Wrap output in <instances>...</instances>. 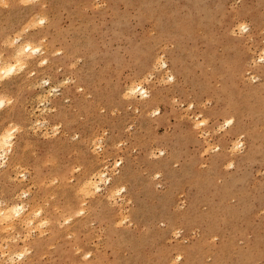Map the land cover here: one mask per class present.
<instances>
[{"label": "rangeland", "instance_id": "rangeland-1", "mask_svg": "<svg viewBox=\"0 0 264 264\" xmlns=\"http://www.w3.org/2000/svg\"><path fill=\"white\" fill-rule=\"evenodd\" d=\"M0 58V264H264V0H0Z\"/></svg>", "mask_w": 264, "mask_h": 264}, {"label": "bare ground", "instance_id": "bare-ground-1", "mask_svg": "<svg viewBox=\"0 0 264 264\" xmlns=\"http://www.w3.org/2000/svg\"><path fill=\"white\" fill-rule=\"evenodd\" d=\"M32 49V44L31 43H29V42H26V43H24V45H18V47H17V54L19 55L21 52H22V50H24V51H29V50H31ZM0 63L2 64L1 66L4 68V71L6 72V74L9 72H11L12 70H13V66L14 65H11L10 63H8L9 65H7L4 61H2V59L0 58ZM160 64L161 65H163V66H166L167 67V65H166V62L164 61V60H161L160 61ZM170 76H171V78H170V80L171 79H173V75H171L170 74ZM169 76V77H170ZM57 86V85H56ZM55 87V86H54ZM56 90V89H55ZM127 91H129V93H133V94H135L134 92H137V91H139V93L141 94V95H143V96H146L147 95V91H146V89L143 87V86H141V85H139V83L137 84H133V85H129V87H128V90ZM128 96H130V94H127ZM45 98V97H44ZM9 142H10V134H1L0 135V148H2V149H4V147L6 146V145H8L9 144ZM2 151V150H1ZM4 151V150H3ZM4 153V152H3ZM101 173V172H100ZM103 175H104V173H103ZM100 176V175H99ZM101 177H102V175H101ZM104 178V177H103ZM90 180V179H89ZM89 180H87V186H88V188H89V191H90V189H96L97 188V185H96V183H94V180H91V181H89ZM104 181H107L108 183H109V178L107 177V176H105V179H104ZM91 192V191H90ZM2 212V211H1ZM1 212H0V214H1Z\"/></svg>", "mask_w": 264, "mask_h": 264}]
</instances>
